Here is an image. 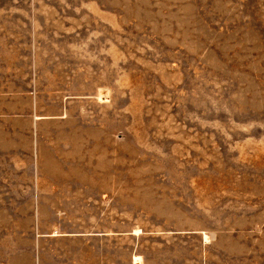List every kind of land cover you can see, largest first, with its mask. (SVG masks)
I'll use <instances>...</instances> for the list:
<instances>
[{
  "label": "rangeland",
  "instance_id": "374dc122",
  "mask_svg": "<svg viewBox=\"0 0 264 264\" xmlns=\"http://www.w3.org/2000/svg\"><path fill=\"white\" fill-rule=\"evenodd\" d=\"M0 264H264V0H0Z\"/></svg>",
  "mask_w": 264,
  "mask_h": 264
}]
</instances>
